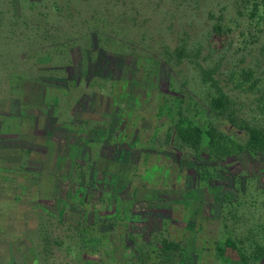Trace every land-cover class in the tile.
I'll return each mask as SVG.
<instances>
[{
  "label": "rangeland",
  "instance_id": "1",
  "mask_svg": "<svg viewBox=\"0 0 264 264\" xmlns=\"http://www.w3.org/2000/svg\"><path fill=\"white\" fill-rule=\"evenodd\" d=\"M263 2L0 0V264H161L141 250L163 238L184 264H264V152L250 141L264 131ZM72 60L79 86L39 74ZM221 94L223 115L208 105ZM179 110L231 137L232 154H204L205 135L199 158L178 144L166 117ZM79 112L86 136L68 124ZM80 216L69 257L54 244L71 245Z\"/></svg>",
  "mask_w": 264,
  "mask_h": 264
},
{
  "label": "trees",
  "instance_id": "2",
  "mask_svg": "<svg viewBox=\"0 0 264 264\" xmlns=\"http://www.w3.org/2000/svg\"><path fill=\"white\" fill-rule=\"evenodd\" d=\"M262 6H264V2H263ZM94 51L95 50H90L89 54L92 55V53H94ZM89 54H88V51H86V50L82 51V55L84 56V58H87V56H89ZM75 55H77L78 56L77 58L80 60L79 53L78 54L75 53ZM76 61H77V64H79V61L77 59H76ZM82 62L83 61H81V65H82ZM90 62H91V60H88V59L84 60L83 66L85 69L89 68V66L91 68V65L92 66L96 65L95 64L96 59H94L91 62V65H90ZM67 64L70 65V69H71L68 72L66 71L67 70L66 67L68 68L69 65L64 67L65 70H64L63 66L62 67L56 66L55 68H51L52 66H49V67L39 68V70H40L39 74L41 75V72L47 73L48 71H53V75H56L58 73L61 74V72L62 73L65 72L63 75L60 76L63 84H65V86L67 87V82H72L73 86H79L80 84L83 83V80L86 78V76H84L83 78L80 76L75 77V70L77 67V64L75 61H73V60L69 61ZM79 67H80V65H79ZM86 72H87V70H86ZM91 76L95 77L96 73L92 74ZM36 79H37V81L41 82L39 80L40 77H37ZM130 79H128V81ZM131 81L134 83V78H132ZM55 82H56V80L54 81V84H55ZM12 87L14 89H17L18 86H17V84H13ZM55 89H57V88H55ZM61 89H64V88H61ZM65 94H64V96H65ZM174 98H175V100H177L178 103H180L179 97H174ZM59 105H60L59 98L56 95H53L52 96V103H51L52 110H54V108L57 109ZM208 105H209V108L211 109L212 112L217 113V114L222 113V115H223V114H226L228 112L229 100H228L226 95L221 94L217 97H212L210 99ZM79 113H80V117L71 116V118H70L71 120H70V122H68L69 127H78L79 126L80 119L84 114L83 112H79ZM12 114H14V113H12ZM166 119H169L171 121V128H172L173 136L175 137V141L178 144H181V145H183V146H185L191 150L196 151V152H194L196 158L200 157V155L197 152L201 149L203 135H205V137L207 138V143H206V147L203 148L202 151L207 156L224 158V157H228L229 155H231L232 152L234 151V145H236V143L234 142V140L231 137H229L228 135H226L222 131H218L215 128H210L205 133H203L202 130L197 125H195L193 121L184 117L180 110L176 114L166 117ZM229 121L232 124L234 123V120L232 119V117H230ZM247 127L248 126H245L244 128H247ZM76 129H77L76 134L82 133V134H85V136H86V132L83 130L82 126H79ZM71 130H73V129H68L66 135H71V132H70ZM56 131H59V129L56 128ZM70 141L72 142V144H74L76 142V140H74L73 138H71ZM250 141L252 143V146L255 149H258V151H260V152H264V131H262V132H255V131L250 132ZM77 142H78V139H77ZM69 144H71V143H69ZM81 146H83V144H81ZM80 161H81L80 164L82 166L85 164V162L87 160L85 158H80ZM78 168H79V166H78ZM64 216L65 215H62V213L61 214L59 213V217H60L59 220H65ZM130 220L132 221L133 219H130ZM66 224L70 225L68 227L71 228V231L76 232V236H74L73 238L71 237L72 235L67 236L68 239L72 238L71 245L66 244L63 240L60 241V243L56 242V244H54V245H56L57 248H59L60 250L65 252V254L68 255L69 257H71V256L75 257V256H78L79 253L77 250H75L72 243H74L78 237L85 235V233L88 231V228H84L82 226L81 216H80L79 220L75 221V220L70 219L69 222H67ZM103 225H105V228H108L106 232L103 230V228H104ZM103 225H102V227H100L101 228L100 231H103L106 234V237L101 239V242H103V248L104 249L111 248L112 243H113L112 238L110 239V237H113L111 235V232L113 230H115L116 225H115V223L114 224L107 223V224H103ZM153 226L158 227L159 222L154 223ZM66 231L68 232V230H66ZM122 238H124V236L119 235L120 241H122ZM127 240L130 241L129 239H127ZM64 243L66 244V246L64 245ZM84 243H85V245H87L86 246V248H87L89 246L88 245L89 240L82 241V244H84ZM226 246L231 247V244H229V242H227ZM147 250H148V252L146 254H143L142 250H141V255L147 256V259L149 260L152 257L153 253L155 252V255H157L158 258L156 257L155 261H153V262H156V263H161V264H184L185 262L187 263V258L183 254V252L185 251L183 246H181L180 243H175L174 241L168 240L167 238H163L161 240H156L155 243L153 242L152 244H149ZM127 251L130 253L132 251V248L128 247V249H126V253H127ZM216 251H217L218 257H222L223 259H225L229 262L231 261L230 259L224 257V252H225L224 247L217 245ZM95 253L96 252H94V251L92 252L93 255ZM124 253H125V251H124ZM91 255L87 254L85 256V254H84V256L87 258L88 261L91 258ZM125 255H127V254H125ZM133 255H136L134 251L132 252V256ZM174 255H175V258L173 259ZM176 258L178 259V261H176ZM82 261H84V260L82 259ZM115 261H116L115 256H112L109 258V263H113ZM93 262L94 261L92 260L91 263H93ZM84 263L89 264L87 261H84ZM96 264H99V263H96ZM190 264H194V263L192 261H190Z\"/></svg>",
  "mask_w": 264,
  "mask_h": 264
}]
</instances>
